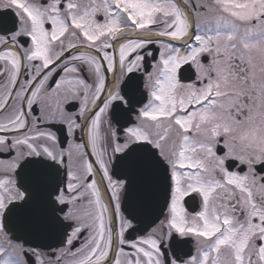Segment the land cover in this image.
<instances>
[{
	"label": "snow or ice",
	"instance_id": "obj_1",
	"mask_svg": "<svg viewBox=\"0 0 264 264\" xmlns=\"http://www.w3.org/2000/svg\"><path fill=\"white\" fill-rule=\"evenodd\" d=\"M0 264H264V0H0Z\"/></svg>",
	"mask_w": 264,
	"mask_h": 264
},
{
	"label": "flooded vegetation",
	"instance_id": "obj_2",
	"mask_svg": "<svg viewBox=\"0 0 264 264\" xmlns=\"http://www.w3.org/2000/svg\"><path fill=\"white\" fill-rule=\"evenodd\" d=\"M189 210H191V206H190V209ZM198 210V209H197ZM135 235V234H134ZM189 244V250L190 249H193L194 250V243L193 242H189L188 243Z\"/></svg>",
	"mask_w": 264,
	"mask_h": 264
},
{
	"label": "water",
	"instance_id": "obj_3",
	"mask_svg": "<svg viewBox=\"0 0 264 264\" xmlns=\"http://www.w3.org/2000/svg\"><path fill=\"white\" fill-rule=\"evenodd\" d=\"M155 51H156V47H154L153 52H155ZM188 250H189V244L184 246V251H188Z\"/></svg>",
	"mask_w": 264,
	"mask_h": 264
}]
</instances>
